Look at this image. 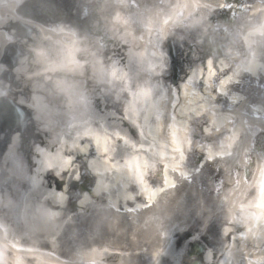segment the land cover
<instances>
[{"label":"clouds","instance_id":"obj_1","mask_svg":"<svg viewBox=\"0 0 264 264\" xmlns=\"http://www.w3.org/2000/svg\"><path fill=\"white\" fill-rule=\"evenodd\" d=\"M0 264H264V0H0Z\"/></svg>","mask_w":264,"mask_h":264}]
</instances>
